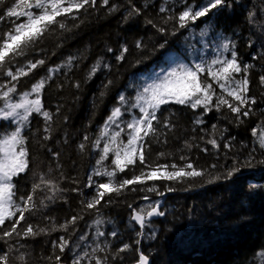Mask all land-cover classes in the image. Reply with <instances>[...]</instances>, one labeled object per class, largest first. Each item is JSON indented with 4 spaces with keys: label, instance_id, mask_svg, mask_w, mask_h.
<instances>
[{
    "label": "trees",
    "instance_id": "obj_1",
    "mask_svg": "<svg viewBox=\"0 0 264 264\" xmlns=\"http://www.w3.org/2000/svg\"><path fill=\"white\" fill-rule=\"evenodd\" d=\"M8 2L9 0H4L5 4ZM162 2L163 0H133L137 7L144 8L145 4L148 6L144 8L142 15L134 16L125 22L127 0H110L111 4L120 6L119 11L111 14L107 8L99 7L98 0L96 10L88 9L87 13L81 10L79 19L67 21L71 31L57 30L47 36L29 56L33 60L44 59L46 63L33 70L27 77L21 78L18 92L30 90L32 83L47 75L48 68L63 64L68 57L75 58L72 70L69 71L65 67L54 74L53 80L48 83L42 95L47 110L55 113L57 107L60 108L58 115L54 117L53 138L45 143L54 152H60L58 162L68 177L62 187H79L85 195H90V190L84 185L95 166L98 151L91 147V141L95 140L113 107L119 105V96H131L134 90L131 82L134 79L164 66L186 43L189 28L180 29L176 35H161L145 23L146 17L159 23L157 14ZM196 3H199V0H196ZM229 3L232 4L231 8L225 7L210 13V23L214 33H222L235 41V51L242 65H255L250 70L249 95L256 97L257 104L253 106L251 115L243 118L244 122L241 124L236 123V117L227 108L203 115L201 118L204 124L196 125L194 121L203 109H191L177 104L161 107L158 116L161 120L170 117L175 128L167 133L166 144H152L150 162L156 159L158 152L163 151L172 155L160 159L158 163L175 162L183 165L184 161L179 157L184 155L194 167L206 170V174L183 182L162 179L150 181L149 186L156 184L165 194L159 196L155 192H129L126 196L114 197L116 203L101 208L105 218L101 230L105 231L106 236L101 237L100 241H110L113 250L123 243L133 244L132 251L121 253L123 260L112 261L111 264H134L138 258L135 251L137 247L149 257L152 264H264V256L261 255L264 253V164L259 163L264 160V150L254 143L255 137L252 135L253 128H256L259 134L261 122L264 121V88L259 85V76L264 70V58L253 59L258 55L264 57V23H259L264 21V13L260 12L264 0H229ZM182 7L178 4L176 11L182 10ZM253 8L258 13L256 25L249 24L246 19L248 11ZM3 10V5H0V11ZM74 24L79 27H72ZM6 27L7 22L0 24V28ZM137 41H142L145 45L143 50L136 48ZM125 44L129 51L124 60L118 61L116 57L120 55L121 46ZM160 44L165 46L161 48ZM109 47L112 52L107 51ZM101 57L110 67L106 68L102 64L92 79L86 80L91 66ZM6 80L7 77H0V82ZM109 80L112 83L105 88ZM76 81L80 83L78 89L73 86ZM57 85L63 87L58 88ZM219 91L217 88V92ZM101 92L104 93L103 96ZM4 123L2 121L0 126L3 127ZM212 125L217 126L215 138L221 145L219 151L205 143L207 139L212 138ZM43 126L42 117L33 114L30 130L25 129V134L30 137L29 147L33 154L32 171H46L49 165L55 169L57 163L46 149L37 146L33 138L37 128L42 134ZM85 135L90 137V140L85 142L87 149L81 152L78 145L84 142ZM186 140L199 147L186 149ZM229 141L232 144L231 151L223 147V144ZM202 148H207L208 151L205 153L201 151ZM253 148L256 150L252 153V165L244 166L243 162ZM233 160L240 162V171L226 179L224 177L227 170L234 166ZM213 164L216 168L211 167ZM53 175L58 176V173L54 172ZM124 175L122 173L120 177ZM217 175L221 178L212 183L208 182ZM73 179L78 181V184H73ZM106 179H98V182H104ZM30 183L31 171L22 175L19 186L28 188ZM165 185L175 190L168 192ZM66 195L67 204L57 201L49 210V214L55 216L58 223L76 214L80 209L79 201L84 198L73 192ZM144 195L150 197L148 201L161 202V211H164L165 215L162 219L152 222L151 227H145L143 234L137 236V232L141 230L130 221L131 209L127 205L142 207L145 200L141 197ZM94 218L95 213L86 214L84 220L77 225V236L81 233L87 234L81 248H87L89 252L91 248L88 246L96 243L95 226L89 227ZM32 222H39L41 226L46 223L36 219ZM112 230L118 232V238L107 235ZM63 234L53 232L50 236L42 235L36 239L21 240V244L29 247L20 251L29 253L28 264H49L41 257L51 254L50 241ZM75 239L76 237H73V240ZM137 239L140 240L139 245L134 243ZM11 243L16 244V241ZM0 249L6 250L3 241H0ZM16 255L18 253H12L10 264H16ZM71 258V254H67L66 264H69ZM84 264L88 262L85 261Z\"/></svg>",
    "mask_w": 264,
    "mask_h": 264
},
{
    "label": "snow or ice",
    "instance_id": "obj_2",
    "mask_svg": "<svg viewBox=\"0 0 264 264\" xmlns=\"http://www.w3.org/2000/svg\"><path fill=\"white\" fill-rule=\"evenodd\" d=\"M178 4L183 6L180 11H176ZM0 5H3L4 9L0 11V24L7 22L6 28H0V77H7L5 82H0V102H2L0 121L14 125L10 130L0 128V241L6 245V250L0 249V264H10L13 252L18 253L14 258L16 264H28L29 253L21 252L20 249L27 248L29 245L21 244L20 241L36 239L42 235L50 236L53 232L64 234L51 240V254L41 257L49 264H66L69 253L72 257L69 264H84L85 261L88 264H111L112 261L123 260L121 253L132 251L133 244L123 243L122 246L113 250L110 241H100L101 237L106 236L105 231L101 230V226L105 223L101 208L116 203L115 198L126 196L129 192H155L163 196L165 193L160 191L156 184L149 186L150 181L162 179L183 182L186 179H195L206 174V170L194 167L190 159L184 155L179 157L181 161H184L183 165L175 162L158 163L160 159L172 155L163 151L158 152L156 159L150 162L152 144H166L167 133L175 128L170 117L161 120L158 116L161 107L177 104L191 109H203L201 115L197 116L194 121L196 125L204 124L201 118L203 115L213 110L220 112L227 108L236 117V123L241 124L244 122L243 118L251 115L254 110L253 106L257 104L256 97L249 95L250 70L255 65H242L235 51V41L220 33L217 34L220 42L215 45L216 54L210 61L201 59L199 63L192 65L181 63L157 75L151 83L143 87L141 92L137 93L134 102L129 103L128 98L120 95L118 98L120 106L113 107L95 140L91 141V147L98 150V158L84 185L90 190V195H85L79 187L71 189L62 187L68 177L65 176L63 166L58 162L60 152H54L45 143L53 138L54 117L58 115L60 108L57 107L55 113L47 110L42 101L43 91L53 80L54 74L60 72L62 68L67 67L69 71L72 70L75 58L68 57L63 64L48 68L47 75L32 83L30 90L18 92V85L21 78L27 77L33 70L45 65L44 59L29 58L44 39L56 33L57 30L71 31L67 21L79 19L81 10L85 13L88 9L96 10L98 0H9L6 4L4 0H0ZM127 5L125 22L134 16L142 15L144 8L148 6L145 4L144 8L137 7L133 0H127ZM99 7L107 8L109 14L120 10V6L111 4L110 0H99ZM225 7H232L229 0H199V3H196V0H191V2L190 0H171V3L170 0H163L157 14L159 23L147 17L145 23L151 25L161 35H176L180 29L189 28L191 24L208 16L213 10ZM260 12L264 13V6L260 8ZM257 15L255 8L249 10L246 16L248 23L256 25ZM259 23H264V21H259ZM169 25L171 27H168ZM72 27H79V25L74 24ZM210 28L211 25L206 24L205 28L200 31L201 37L206 36ZM135 46L140 50L145 48L142 41H137ZM164 46V44L159 45L161 48ZM107 51L112 52L113 50L109 47ZM128 51V46L122 45L120 55L116 59L124 60ZM229 52L230 58L224 55ZM261 58L264 57L260 55L253 57V59ZM102 64L106 68L110 67L103 62V57H101L91 66L85 79H92ZM111 83L109 80L104 87L106 88ZM259 85L264 88V70L259 76ZM73 86L78 89L79 81H76ZM57 87L62 88L63 85H57ZM103 95L104 93L101 92V96ZM14 97L17 98L14 99ZM124 105H129V108L124 109ZM134 108L139 109V115L133 116L129 121H123L121 117L124 111ZM33 114L42 117L44 125L42 134L37 128L33 133V138L39 148L46 149L52 158L57 160L55 169L49 165L46 171L31 170L33 154L29 147L30 137L25 134V129L30 130ZM121 123L125 127H121ZM216 128V125H212V138L207 139L205 143L219 151L221 145L215 138ZM252 135L255 137L254 143L264 150V121L261 122L259 134L257 129L253 128ZM221 138L223 139V136ZM89 140L90 137L85 135L84 142L78 145L81 152L87 149L88 145L85 142ZM184 146L188 150L192 147H199L187 140ZM223 147L231 151L232 144L230 141L225 142ZM255 150L253 148L249 153L248 158L243 162L244 166L252 165L254 160L252 153ZM201 151L206 153L208 149L202 148ZM109 157H111L110 163L108 162ZM259 163L264 164V160H260ZM239 164V161L233 160L234 166L227 170L224 178L230 179L236 172H239ZM211 167L216 168V165L213 164ZM30 171V187H20L19 180L22 175ZM54 172L58 173V176L53 175ZM122 173L125 175L120 177ZM97 176L107 179L104 182H98L94 179ZM220 178L217 175L208 182L212 183ZM72 183L78 184V181L73 179ZM137 185L141 187L137 188ZM165 190L171 192L175 189L165 185ZM68 192L77 193L84 198L79 201L80 209L76 214L58 223L57 218L49 214V210L51 205L57 201L67 204L66 193ZM141 199L148 201L150 197L144 195ZM127 206L131 209L130 221H134L141 230L137 232V236L143 234V229L148 225L150 218L165 215V212L160 210L159 201L140 208H135L132 204ZM91 213H95V218L89 227L95 226L96 243L88 246L91 248L89 252L87 248H81L87 234L81 233L79 236L76 234L79 222L84 220L86 214ZM33 219L43 220L46 223L41 226L39 222L33 223ZM107 235L118 238L116 230H112ZM73 237L76 239L73 240ZM13 240L16 244L11 243ZM134 243L139 245L140 240L137 239ZM135 251L138 253V258L134 264H149L147 255L138 247ZM100 253L103 255H99ZM261 255L264 256V253Z\"/></svg>",
    "mask_w": 264,
    "mask_h": 264
},
{
    "label": "rangeland",
    "instance_id": "obj_3",
    "mask_svg": "<svg viewBox=\"0 0 264 264\" xmlns=\"http://www.w3.org/2000/svg\"><path fill=\"white\" fill-rule=\"evenodd\" d=\"M209 16L210 13L208 16L200 18L199 20L196 21L195 24H191L189 26V34L186 38V43L183 45V47H181L180 51L173 54L168 59L167 63L164 66L157 67L152 71H150L149 73L143 74L131 82V85L134 88L132 95L129 97L124 95L126 98H128L129 103L134 102V98L137 95V93L141 92L146 84L151 83L152 80L155 79L157 75L169 71L171 70V68L176 67L178 64L181 63L192 65L195 63H199L201 59L210 61L215 56L216 54L215 45L220 42L217 34L220 33L218 32L214 33L213 32L214 28L211 26V28L207 30L206 36L201 37L200 35L201 29L205 28L206 24L211 25ZM205 45L208 46L205 47ZM224 55L230 58L229 53H224ZM0 106H2V102H0ZM118 106H120V102ZM123 108L128 109L129 105H124ZM138 115H139V109L134 108L131 109L130 111L125 110L121 119L126 122L129 121L133 116H138ZM1 122L2 121H0V123ZM12 127H14V125H10L7 122L4 123L3 127L0 126V128H7L9 130ZM121 127H125V125L121 123ZM124 138L126 139V136ZM97 158H98V151H97ZM110 160L111 157H109V161H108L109 163ZM95 178L101 179V177L98 176L94 177V179ZM98 179L95 180L98 181ZM149 203H154V202L145 201L142 207L148 205ZM161 205L162 204L160 202V206ZM151 224H148L146 227H151Z\"/></svg>",
    "mask_w": 264,
    "mask_h": 264
},
{
    "label": "water",
    "instance_id": "obj_4",
    "mask_svg": "<svg viewBox=\"0 0 264 264\" xmlns=\"http://www.w3.org/2000/svg\"><path fill=\"white\" fill-rule=\"evenodd\" d=\"M160 210H161V207H160ZM162 218H163V216H154V217L150 218L149 223H152V222L157 221V220L162 219ZM133 223L135 224L134 221H133ZM135 225H136V224H135ZM137 226H138V225H137ZM138 227H139V226H138ZM149 264H152V262H151L150 259H149Z\"/></svg>",
    "mask_w": 264,
    "mask_h": 264
},
{
    "label": "bare ground",
    "instance_id": "obj_5",
    "mask_svg": "<svg viewBox=\"0 0 264 264\" xmlns=\"http://www.w3.org/2000/svg\"><path fill=\"white\" fill-rule=\"evenodd\" d=\"M148 224H151V223H148Z\"/></svg>",
    "mask_w": 264,
    "mask_h": 264
}]
</instances>
